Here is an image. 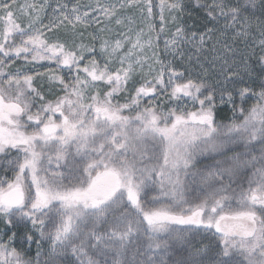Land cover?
I'll use <instances>...</instances> for the list:
<instances>
[{"label":"snow or ice","instance_id":"6c2138e0","mask_svg":"<svg viewBox=\"0 0 264 264\" xmlns=\"http://www.w3.org/2000/svg\"><path fill=\"white\" fill-rule=\"evenodd\" d=\"M0 264H264V0H0Z\"/></svg>","mask_w":264,"mask_h":264},{"label":"rangeland","instance_id":"374dc122","mask_svg":"<svg viewBox=\"0 0 264 264\" xmlns=\"http://www.w3.org/2000/svg\"><path fill=\"white\" fill-rule=\"evenodd\" d=\"M21 2H22V0H21ZM70 2L74 3L75 0H70ZM81 2H85V3H86L87 0H81ZM201 14H202V13H201ZM157 23H158V21H157ZM184 23H185L186 25H192V23H193L192 19L189 18V16H188L187 13L184 14ZM160 48H161V52H163V39L160 41ZM162 58H166V59L169 60V61H173V56H172L171 54L167 55V57H162ZM173 62H174L178 67H182V68H183V67H188V66H189V65H188L187 55L185 56L183 63L181 62L179 56H177ZM20 63H22V62H20ZM37 67H39V66H37ZM191 67H192L193 75H195V74H196V68H195V57H193V64H192ZM40 71H44V69H43V68H40ZM38 84H39V81H38ZM42 86L45 88V91H47V84L44 83ZM33 254H34V248H33Z\"/></svg>","mask_w":264,"mask_h":264}]
</instances>
